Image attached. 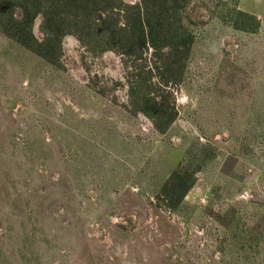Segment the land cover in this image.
I'll use <instances>...</instances> for the list:
<instances>
[{
  "label": "rangeland",
  "instance_id": "374dc122",
  "mask_svg": "<svg viewBox=\"0 0 264 264\" xmlns=\"http://www.w3.org/2000/svg\"><path fill=\"white\" fill-rule=\"evenodd\" d=\"M73 1L55 64L0 32V264H264V0H188L192 42L136 54L141 0Z\"/></svg>",
  "mask_w": 264,
  "mask_h": 264
},
{
  "label": "trees",
  "instance_id": "16d2710c",
  "mask_svg": "<svg viewBox=\"0 0 264 264\" xmlns=\"http://www.w3.org/2000/svg\"><path fill=\"white\" fill-rule=\"evenodd\" d=\"M54 0H0V32L7 37L16 40L28 50L38 54V56L46 59L48 62L55 64L50 54L57 51V46L50 44V42H57L59 36L63 34L61 21H55L58 14H52L54 7L60 5L59 3L68 2V0H55V3L49 9L47 14V21L50 17L51 22L47 25L45 40H37L33 33L32 28L35 19L40 14V8L45 7L46 2H53ZM73 0H69V4H73ZM188 0H141L132 8L134 13L128 18L125 28L118 26V21L115 22L116 26L111 30L112 42L119 45L125 40L129 50L137 53L142 47H153L154 49H165L168 47L165 43L158 45V40H162V36H174L170 42L169 47L174 46L175 41H179L178 46H186L193 40L194 31L189 27L193 25L196 18L191 19L187 17L188 14ZM96 4V3H94ZM51 4H48V6ZM16 8L23 9L24 16L22 20L14 18V10ZM131 9V6L128 7ZM236 19L233 21L232 26L242 32L256 33L259 30V23L257 18L251 14L244 12H236ZM191 20L188 25L184 23V19ZM53 19V20H52ZM55 21V22H52ZM114 24V25H115ZM127 27V28H126ZM118 34V35H117ZM122 34V35H121ZM117 35V36H116ZM121 35V36H120ZM195 36V35H194ZM189 42V43H188ZM130 45V46H129ZM157 50V51H158ZM56 57V55H55ZM144 113L152 117L150 109L153 110L151 102L146 101L142 103ZM152 106V107H151ZM161 109V108H160ZM157 109L156 111H160ZM150 111V112H149ZM155 111V110H154ZM179 180V181H178ZM187 188L184 182L180 180V175L174 173L169 181L162 187L161 197L167 203H171L170 209H177L183 198H177V193H186Z\"/></svg>",
  "mask_w": 264,
  "mask_h": 264
}]
</instances>
